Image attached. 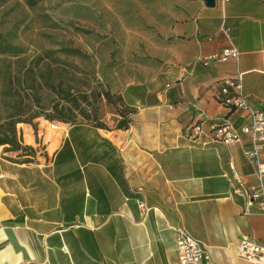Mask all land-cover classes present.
<instances>
[{
    "label": "crops",
    "instance_id": "obj_1",
    "mask_svg": "<svg viewBox=\"0 0 264 264\" xmlns=\"http://www.w3.org/2000/svg\"><path fill=\"white\" fill-rule=\"evenodd\" d=\"M187 8L160 73L119 90L126 128L56 126L43 163L0 153V264H179L177 228L214 264H252L238 245L249 237L264 247V213L233 180L234 170L245 186L258 183L250 144L191 141L184 130L199 119L243 122L217 101L221 80L239 73L243 95L264 110V0ZM231 46L235 59L204 62Z\"/></svg>",
    "mask_w": 264,
    "mask_h": 264
},
{
    "label": "rangeland",
    "instance_id": "obj_2",
    "mask_svg": "<svg viewBox=\"0 0 264 264\" xmlns=\"http://www.w3.org/2000/svg\"><path fill=\"white\" fill-rule=\"evenodd\" d=\"M187 4L0 0V153L43 163L56 126L121 127L119 90L160 73Z\"/></svg>",
    "mask_w": 264,
    "mask_h": 264
},
{
    "label": "built area",
    "instance_id": "obj_3",
    "mask_svg": "<svg viewBox=\"0 0 264 264\" xmlns=\"http://www.w3.org/2000/svg\"><path fill=\"white\" fill-rule=\"evenodd\" d=\"M237 56V50L231 46L219 55L208 57L204 62H225L229 59H235ZM241 81L242 74L240 73L234 77L222 79L217 96L218 103L228 113L237 111L243 113V122L239 126H235L228 117L219 121L199 119L188 125L184 134L191 141L200 140L207 135L213 142L224 145L240 144L246 139L251 148L244 150V156L255 166L258 183L254 186H245L241 177L233 170V180L236 182L234 193L244 197L249 206L256 202L257 209L264 213V187L262 184L264 160L260 158L261 151L264 149V110L250 105L243 95ZM137 206L143 213L148 210L143 201H137ZM176 233L175 242L179 264H214L199 242L192 239L180 228L176 229ZM237 252L241 259L249 263L264 264V247L252 238L243 237Z\"/></svg>",
    "mask_w": 264,
    "mask_h": 264
},
{
    "label": "water",
    "instance_id": "obj_4",
    "mask_svg": "<svg viewBox=\"0 0 264 264\" xmlns=\"http://www.w3.org/2000/svg\"><path fill=\"white\" fill-rule=\"evenodd\" d=\"M204 4L208 7H211L214 5V0H202Z\"/></svg>",
    "mask_w": 264,
    "mask_h": 264
},
{
    "label": "trees",
    "instance_id": "obj_5",
    "mask_svg": "<svg viewBox=\"0 0 264 264\" xmlns=\"http://www.w3.org/2000/svg\"><path fill=\"white\" fill-rule=\"evenodd\" d=\"M120 98V97H119ZM129 113H130V111H129ZM127 123H128V121L126 120V122L121 126V127H117V128H126L127 127Z\"/></svg>",
    "mask_w": 264,
    "mask_h": 264
}]
</instances>
